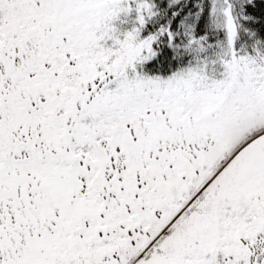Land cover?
Instances as JSON below:
<instances>
[{
    "label": "rangeland",
    "instance_id": "rangeland-1",
    "mask_svg": "<svg viewBox=\"0 0 264 264\" xmlns=\"http://www.w3.org/2000/svg\"><path fill=\"white\" fill-rule=\"evenodd\" d=\"M116 1L0 0L7 14L0 25V106L18 93L19 102L31 95L23 85L38 78L40 65L51 85L69 77L79 88L69 114L47 103L60 110L69 136L51 139L55 129L42 130L19 116L14 144L30 137L29 145L0 150L6 175L0 186V264H74L86 256L91 264H124L136 255L135 246L152 240L151 228L158 238L181 216L173 217L167 205L178 189L194 190L204 179L203 213L165 238L160 255L135 263L264 264V52L256 60L235 56L231 12L216 0L227 37V61L216 81L204 84L184 70L131 81L124 69L148 45L138 31L133 34L143 26L140 17V25L119 41L113 72L120 76L114 91H105L113 75L93 74L96 59L81 58L73 39L98 45L110 34L106 25ZM147 9L141 4L136 11ZM98 57L107 56L99 51ZM35 102L40 107L44 97ZM82 109L93 117L91 134L85 135ZM254 127L261 133L237 149ZM94 134L102 140L95 142ZM85 144L93 154L82 153ZM214 162L218 172L207 179ZM17 215L28 224L17 226Z\"/></svg>",
    "mask_w": 264,
    "mask_h": 264
},
{
    "label": "trees",
    "instance_id": "trees-1",
    "mask_svg": "<svg viewBox=\"0 0 264 264\" xmlns=\"http://www.w3.org/2000/svg\"><path fill=\"white\" fill-rule=\"evenodd\" d=\"M215 1L117 0L115 3L118 7L114 8L111 12L114 17L108 18L109 25H106L107 29H111L109 35L107 33L104 37H100L101 41L98 42V45L95 44L92 46L88 41L86 44L82 43L80 38L73 40L74 43L75 41L79 43V45H76L77 50L81 52V58L89 56L92 60L96 59L93 62V74L100 77L103 74L109 77L111 74L113 75L110 80L109 78L107 79V86L105 88V91L111 90L113 92L117 83V77L120 76V73L113 72L118 54L116 51L119 52L120 49L119 41L125 40L140 25L137 23L138 18L143 17L145 19L143 26H140V30H134L133 34L138 31L139 41H147L148 45L142 50L141 56L133 63L134 68L132 66V68L124 69L125 75L130 80H134L135 75H139L140 78L155 77L162 79L184 70L185 73L190 72L202 78L205 84L212 78L218 79L217 77L221 75V68L227 61L225 54L227 46L226 31L221 16L215 10ZM217 2L221 5L223 4V6H227L231 12L235 28L233 41L235 56H249L256 60L257 52H264V0H218ZM141 4L148 7L147 11L149 12L142 10L140 13H137L136 9ZM147 13H150V15ZM6 15V12L0 9V25L3 23V17ZM88 49L91 50L88 51ZM99 51L106 53V59L99 60ZM149 51L151 52L149 53ZM58 52L60 54L63 53V49H59ZM35 65L37 63L33 66ZM43 66L40 65L41 69L36 72V77L38 78L32 80L27 79L24 82L23 87L31 89V95H27L19 102L16 99L20 96L18 93L14 97V101L6 99L1 103L0 115L3 121L0 120V150H19L29 145L28 139L30 137L25 138L24 142L19 143L16 141L14 144L15 124L21 116L27 118L29 123L38 125L42 130L46 131L48 128L55 129V134L51 139H57L56 137L69 136L71 134V127H68L65 123H61L59 120V116L62 115L60 110L51 111L52 106L48 107L47 103L54 102L57 106L62 105L65 114H69V111L72 110L71 104L78 100L79 88L77 87V82L69 77H61L59 82L51 85L47 82L46 78V74L50 77L49 72L46 68L42 69ZM211 70H213L214 74H212ZM185 73L184 76H186ZM55 90H58V92L55 93ZM7 95L10 96L11 93L9 92ZM38 96H43L44 102L38 104L40 107L37 108L35 100ZM29 100H33L34 105L29 103ZM78 113L85 118L82 120V123L86 125L84 130L85 135L91 134L94 126L90 122L93 117L84 112V109L78 110ZM261 131L262 128L256 127L248 129L241 137L237 149L252 138H255ZM93 138L95 142L102 140V137H95V134ZM90 148V144H85L82 153H86V155L93 154L94 150H89ZM74 153L79 154L77 150H74ZM10 161L14 163V160ZM3 164V156L0 155V166ZM218 165L219 163L211 165L208 172L209 176L206 177L207 179L218 172ZM3 170H5L4 167H1L0 186L6 178ZM11 179L14 180L13 178ZM205 180L200 182L194 190L186 189V187L178 189L176 198L168 202L167 205L173 211V217L180 212L182 213L179 214L181 216L168 226L164 235L159 236L157 239L155 235L158 231L155 228H151L152 231L150 234L152 240L142 246H135L136 255L127 258L124 264H137L140 261L151 260L153 255H160L162 253V245L167 238L181 230V226H184L189 220L203 213L201 205L206 200V191L201 192L199 195L197 194L204 187ZM133 181L135 182V179ZM167 181L166 184H169V181L168 183ZM89 191L90 189L88 188L85 193L88 194ZM196 195L197 197L193 199ZM184 207L185 209L182 211ZM181 217L184 218L182 225H180ZM171 219L167 218L165 223L170 224ZM251 221L249 218H246V222L250 223ZM65 228L62 227V230H59V236L57 238L62 236L61 232ZM214 228L215 220L210 219L209 233L211 236L213 235ZM123 236L120 234V237ZM150 242H153V244L145 251V248ZM140 255V259L136 261ZM59 261L60 264H69L72 260L68 263H64L62 260ZM80 261L82 260L73 259L74 264H91V257L86 256L82 263Z\"/></svg>",
    "mask_w": 264,
    "mask_h": 264
},
{
    "label": "water",
    "instance_id": "water-1",
    "mask_svg": "<svg viewBox=\"0 0 264 264\" xmlns=\"http://www.w3.org/2000/svg\"><path fill=\"white\" fill-rule=\"evenodd\" d=\"M17 218H18V220H19L20 222H24V220H23V218H22V217H20V216H17Z\"/></svg>",
    "mask_w": 264,
    "mask_h": 264
}]
</instances>
